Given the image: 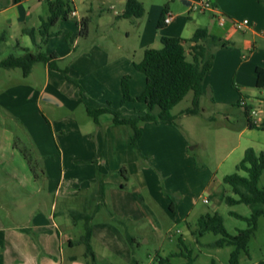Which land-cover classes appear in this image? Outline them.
I'll return each mask as SVG.
<instances>
[{
  "label": "rangeland",
  "instance_id": "1",
  "mask_svg": "<svg viewBox=\"0 0 264 264\" xmlns=\"http://www.w3.org/2000/svg\"><path fill=\"white\" fill-rule=\"evenodd\" d=\"M87 2L85 0L86 5L89 4ZM76 3L79 18L82 15L90 17L88 36L72 47L73 38L69 41L64 36L56 35L49 41L40 42L41 47L36 50L46 55L58 52L60 58L57 64L68 68L70 76L77 80L72 84L76 86L77 96H82L84 102L73 114L67 108H56L50 119L44 112L36 110V115H31L25 124L8 116L4 118L6 109L0 103V122L14 129L15 146L18 145L22 154L27 153L40 167V180L48 182L45 157L41 151H48L50 144V158H53L57 147L64 150L63 161L55 157V174L50 179L54 183L53 190L47 197L55 196L62 169L67 178H77V185L84 197L93 192L100 178L105 182L106 206L91 224L97 230L107 223L115 233L106 234L109 241L107 247L94 241L95 260L91 257L86 259L84 244L73 250L66 244L65 254L73 252L79 260L89 264H184L187 258L182 253L189 251L197 264H229L234 246L213 245L222 235L212 231L200 235L199 218L207 213L219 212L228 232L236 235L240 229L248 226V222L232 212L250 217L258 210H264L263 202L229 205L225 201L226 194H234L224 182V177L238 171L237 165L247 148L264 150V130L243 132L245 117L238 104L241 97L248 95L239 90V74L236 73L242 53L230 47V50H224L227 45L232 47L233 43L230 42L226 46L212 47L215 70L205 76V92L198 113L186 112L193 107L194 92L190 91L174 107V123L141 122L143 134L139 152L131 144L130 126L114 123L113 114L105 116L112 118L110 121L104 118L101 123H95L93 116L87 113V104L93 107L109 106L123 117L144 114L147 111L144 103L137 100L122 102V78L129 75L131 94L139 95L145 87V74L134 67V62L142 60L147 48H160L161 37L170 36L165 35L170 30L174 32L184 28L183 37L190 38L188 29L197 20L206 21L210 13L193 3L187 5L183 0L147 1L145 23L152 20L158 7L163 8L166 4L176 18L167 26L160 27L158 16L154 28L149 30L151 36L157 32L156 42L145 48L140 28L133 25L130 19H117L115 11L122 8L118 0L94 1L90 13L81 6V0ZM71 7H74L73 4ZM68 23L71 36L78 35L77 18H70ZM17 39L1 41L0 60L9 54L20 55L24 52L17 46ZM24 40L21 45H31V40L26 36ZM187 44L191 59L192 50L190 43ZM9 74L24 77L22 68L6 70L0 81V91L6 87L4 76ZM45 79L44 64L39 62L35 74L27 81L37 85L44 83ZM102 79L109 81L108 86L101 83ZM211 83L214 90L209 86ZM252 90L257 89L254 87ZM70 114L77 119H71ZM61 130L72 131L70 140L67 136L66 145ZM90 176L96 179L93 186L89 181ZM260 184L264 186V173ZM63 194L61 192L59 197H64ZM0 197H8L7 190L0 192ZM172 201L176 204L175 210L171 208ZM81 231L82 227H77L75 235L78 237ZM181 239L183 244L180 243ZM239 264H264V214L259 216L257 229L249 241L248 253H241Z\"/></svg>",
  "mask_w": 264,
  "mask_h": 264
},
{
  "label": "crops",
  "instance_id": "2",
  "mask_svg": "<svg viewBox=\"0 0 264 264\" xmlns=\"http://www.w3.org/2000/svg\"><path fill=\"white\" fill-rule=\"evenodd\" d=\"M56 1L21 0L14 3L12 0H0V34H5L6 36L3 42L8 41V39L18 38L17 46L23 51L25 48H28L36 52L39 51L36 48L41 47L39 43L43 42L44 38H46V41L51 40L56 35L64 36L69 41L73 38L71 42L73 47L82 38L87 37L89 22L87 25L83 22L85 19L90 21V17L85 18L82 15L79 18L77 0H67L70 5L68 16L66 18H60L50 27V36L46 37L42 35L40 31L42 22L48 19L52 11V6ZM87 1L89 4L86 5L85 0H81V6L86 7V11L90 13L92 12L94 1L98 0ZM102 1L110 2L114 0ZM118 1L122 5V8L121 10L115 11L117 19H130L133 25L140 28L143 36V47L146 48L154 44L156 42L157 32H155L154 36H151L149 30L154 28L158 16L160 21L164 7H158L156 15H154L152 20L149 19L145 23L144 17L148 13L145 5L150 0H139L145 7V13L138 18L121 17L127 0ZM183 1L187 5H191L196 0ZM212 2L216 9L213 11L207 10L210 13V17L204 22L197 20L194 26L188 29V33H190L188 35L192 36L199 27H206L210 33L225 40L227 44L229 42L233 43L232 47L227 45V47H224V50H230L228 49L230 47L232 50L242 53V61L239 62L236 73L239 74V90L245 92L248 96L241 95L243 96L241 99H245L246 104L252 107L260 106L259 100L264 97V93L256 86V71L258 67H264V0H212ZM71 4L74 7H71ZM110 8L113 9L114 6L111 5ZM73 10H76L75 15L71 13ZM219 15H224L227 18V22L224 25L219 24ZM70 18H77L79 33L74 37L71 36V26L68 25ZM245 18L250 20V25L245 30H237L232 26L233 20ZM165 26L167 24L163 27ZM147 29L148 32H146ZM30 30L35 31V41L29 34ZM167 30L168 28L164 32ZM183 31L184 28L174 32L170 30L165 35L184 38ZM24 36H26V39L31 40V45H21V42L25 41ZM70 52L71 50H69ZM53 53L56 55V58L51 61L56 67L51 66L50 62H42L46 77L45 82L42 84L33 85L27 81L30 76L35 74L36 66L39 62L33 65L32 71L28 76L24 74L23 78L18 76L13 77L10 74L4 76V84L6 87L0 91V103L6 109L4 118L8 116L12 120H17L25 124L31 119V115H36V110L44 112L48 119H50V115L55 113L56 108H67L73 114L75 109L80 106V103L84 102L82 96H77L76 86L66 78L61 71L63 68L57 64V60L60 58L58 52ZM10 69L14 68H3L1 70L0 81L4 72ZM214 70L215 63L207 74H212ZM101 83L108 86L109 81L102 79ZM212 85V83L211 85L209 84L210 88L214 90V86ZM254 87L257 89L256 91L252 90ZM248 101H252L253 103L249 104ZM107 103L110 105L109 101ZM261 106L263 107V105ZM101 107L105 106L93 107L87 104V109ZM146 107L147 105L145 104ZM240 109L242 111L244 110L241 107ZM87 113L91 116L89 112ZM107 114L112 115V113L101 114L98 117V121H95L91 117L98 124L105 120L104 118L108 121L112 119L105 117ZM261 115L264 119V109L261 111ZM70 118L73 120L75 118L77 119L76 116L72 115ZM70 118L69 120H71ZM50 124H52V134L55 136L53 123L51 122ZM67 130L71 129L68 128ZM67 130L60 131L61 136L65 139L63 142L64 145L67 144V136H69V140L71 138L72 131ZM247 130L252 131L256 129L249 128L245 124L243 132ZM15 136L16 132L10 125L0 122V179H2L0 180V192L7 190L8 195V197H0V264H87V261L79 260L78 256L73 252L68 255L65 254V245L68 244L70 249L73 250L76 246L83 244L79 242L83 234V222H75L71 216V211L82 210L87 206L88 212L92 215L91 222H93L101 209L106 206L105 204L100 208H96L98 201L96 198H93L99 182L95 184V177L90 176L89 178L91 179L89 181L91 182V186L95 184L94 190L89 193V196L84 197L82 189L77 185V178H67L64 169H62L55 196L47 197L53 190L54 183L50 179L55 174V160H57L56 158H60V161H63V148L60 149V147H57L53 152L54 154H52L54 155L53 158H50L52 149L50 144L47 146L48 151L44 150L42 152L40 150L45 157V169L48 172L46 176L48 182L45 181V183L35 176L27 157L22 154L23 151H20L18 145L15 146ZM77 138L79 137L77 136ZM79 141L81 140L79 139ZM77 147L81 148L80 145ZM18 191H21V194H18ZM61 192L64 193V197H59ZM18 195H23V197H17ZM78 195L80 196L77 197ZM8 220L10 222L7 224ZM79 226L82 227V231L77 237L75 230ZM101 226L100 229L96 230L95 226L92 225V248L94 241L107 247L106 245L109 241L106 239V234L109 232L115 233L113 227L109 224L104 223Z\"/></svg>",
  "mask_w": 264,
  "mask_h": 264
},
{
  "label": "trees",
  "instance_id": "3",
  "mask_svg": "<svg viewBox=\"0 0 264 264\" xmlns=\"http://www.w3.org/2000/svg\"><path fill=\"white\" fill-rule=\"evenodd\" d=\"M21 0H12L16 3ZM169 6L166 4L162 11L159 26L165 25L164 17ZM70 12V5L67 0H57L53 6L48 19L43 20L40 31L43 36H50L49 29L60 18H66ZM145 13V7L139 0H127L125 9L121 17L138 18ZM87 25V19L83 22ZM30 36L35 41V31H29ZM5 34H0V42L5 40ZM46 41V38H44ZM190 43L192 50V58L188 56L187 43ZM162 46L160 48H147L141 61L135 62V67L143 72L146 77L144 90L137 96H132L129 84V75L122 78V102L137 100L144 102L147 105V111L144 114H139L134 117H123L119 111L112 110L109 106L88 109V112L95 121L104 113H112L113 121L116 124H124L130 126L132 130L131 144L140 152L139 142L142 137V129L140 123L144 121H153L156 123H174L176 115L173 113L174 107L180 103L185 96L190 92H194L193 107L186 110L187 113L196 114L199 111L200 101L203 95V82L207 72L213 66L214 53L212 47L226 46L227 42L220 37L212 34L206 27H199L194 34L186 39L177 36H162ZM56 58L54 53L46 55L43 51L33 52L28 48L20 55L9 54L7 57L0 60V73L3 68H22L23 74L28 76L37 62H50L54 68L53 60ZM66 78L77 83V80L70 76L67 68L61 69ZM256 86L258 89H264V67H258L256 71ZM239 107H242L240 103ZM245 124L252 129L264 130V121L256 123L250 115L252 106L246 105L243 108ZM32 171L39 178V168L32 161L30 156L25 153ZM41 170V169H40ZM237 170L234 173L224 177V182L227 183L232 190L231 194H226L225 201L229 205L238 203H264V186L260 184L261 177L264 173V150L256 151L253 147L246 149L244 157L237 165ZM43 171V170H42ZM239 171L244 172V174ZM105 182L100 178L98 188L94 192L93 198L97 199L96 208L105 205ZM176 204L171 203V208L175 210ZM232 214L245 218L248 222L246 228L240 229L236 235L228 232L224 225L223 217L219 212L213 214L207 213L199 218V234L203 235L206 232L212 231L216 234H221L222 237L216 240L215 246H234L231 251L229 264H239L241 253H248V245L252 235L255 233L258 224V218L264 214V210H258L250 217H244L236 212ZM71 216L75 222H83V234L80 243L85 245L86 257H91L95 260V253L91 245L92 238V215L88 212L87 206L82 210L71 211ZM113 216V215H112ZM114 217V216H113ZM122 222V221H120ZM130 239H132L130 237ZM180 243H184L183 239ZM187 250V248H185ZM187 258L184 264H197L192 254L187 251L182 253ZM89 264V262L87 263Z\"/></svg>",
  "mask_w": 264,
  "mask_h": 264
},
{
  "label": "built area",
  "instance_id": "4",
  "mask_svg": "<svg viewBox=\"0 0 264 264\" xmlns=\"http://www.w3.org/2000/svg\"><path fill=\"white\" fill-rule=\"evenodd\" d=\"M193 4L203 11H207V10L213 11L216 9L212 0H196ZM71 13L73 15H75L76 10H73ZM174 19H175V15L170 10H168L165 13L164 23L169 24ZM218 20H219L220 25H224L227 22V18L224 15H219ZM249 25H250V20L247 18L242 19V20L235 19L232 21V26L237 30H245L247 27H249ZM262 91L264 93V89ZM259 102L261 105H263V107L260 105L257 107H252V109L250 110L251 118L256 123H262L264 121V119L261 115V111L264 109V97L262 99H260ZM240 105L242 106V108H244L247 105L246 100L242 98L240 101ZM204 201L207 202L208 199H204Z\"/></svg>",
  "mask_w": 264,
  "mask_h": 264
}]
</instances>
